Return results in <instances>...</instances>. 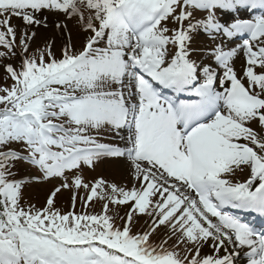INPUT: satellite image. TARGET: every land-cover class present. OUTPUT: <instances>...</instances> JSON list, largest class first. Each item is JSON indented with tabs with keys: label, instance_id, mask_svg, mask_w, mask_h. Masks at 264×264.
<instances>
[{
	"label": "snow or ice",
	"instance_id": "snow-or-ice-1",
	"mask_svg": "<svg viewBox=\"0 0 264 264\" xmlns=\"http://www.w3.org/2000/svg\"><path fill=\"white\" fill-rule=\"evenodd\" d=\"M45 10L63 15L59 55L55 40L28 55ZM202 34L219 42L194 48ZM11 57L0 65L12 82L0 87V264H264V228L225 210L264 218V0H0V59ZM105 158L126 159L130 187L85 182L82 169ZM51 180L43 206L21 203L25 181Z\"/></svg>",
	"mask_w": 264,
	"mask_h": 264
},
{
	"label": "rangeland",
	"instance_id": "rangeland-1",
	"mask_svg": "<svg viewBox=\"0 0 264 264\" xmlns=\"http://www.w3.org/2000/svg\"><path fill=\"white\" fill-rule=\"evenodd\" d=\"M81 7H82V11H84L85 16H87L88 10L83 5ZM40 16L42 19L44 17L47 18L48 27L45 28L43 26H40V27L34 26L30 29V31L35 32V37L30 41V48H29L28 55H31L33 52H36L37 49H39V48L45 47L46 43L50 40H55V45L53 47V51L56 52L57 55H59V50L62 46L63 40H62L61 35H60V30L55 27V22L57 21L58 18L63 20V15L60 13H57V12H50V11L45 10L40 14ZM12 23L13 24H21L22 22L19 19L14 18ZM67 30L71 32L72 42L77 46V48H79L83 43V33H82L80 27L78 26L77 20L75 18L67 20ZM66 37H67V32H65V38ZM218 42L219 41L213 42L212 40H209L208 38H206V36H204L202 34L197 40H195L193 42V47L194 48H199V47L210 48L211 46L214 45V43H218ZM17 51H19V48H17ZM210 59L211 58L209 57V60ZM206 62H208V61H206ZM7 63H13L14 65L18 64L19 63V57H11L10 59H0V65H4ZM234 63H235V67L239 68V70H240L241 64H239L238 61H234ZM11 83L12 82L10 79L7 78V74L4 71L3 67H0V87L10 86ZM120 161L121 160H118L117 164L120 165L121 164ZM99 165L101 166V164H99ZM100 166L97 169V173L103 174V175H106L105 173H108V176H110L112 179L119 181V179L115 176H112V174L110 172H103L104 166H101V167ZM87 169L88 168H86V170ZM29 170L30 169H28L26 167H20L19 168V176L20 177L25 176ZM118 173L122 178L123 172L118 171ZM236 174H238V172ZM69 175H71V173H69ZM82 176L84 177L85 173L82 174ZM85 179H86V177H85ZM85 182H87V181L85 180ZM25 184H26V186L23 189V198L24 199L22 200V203H25V202L32 203V204H35L37 207H41L44 205L46 198L49 195V191H51V189L54 185H58L59 181L58 180H51V181L46 182V183H34V182L28 181V182H25ZM81 190L84 191L82 188L79 190L80 196L83 195V194H80ZM71 195H72V192L69 190H62L60 193H58L57 196L55 197V201H56L57 206L61 207L63 210H66L67 204L70 206ZM61 201H64V203H66V205L62 206ZM78 207L79 208L81 207L79 200L77 202L76 209ZM118 210L123 211V207L119 208ZM143 229L144 228H142L141 230H143ZM161 231H163V230H161Z\"/></svg>",
	"mask_w": 264,
	"mask_h": 264
},
{
	"label": "bare ground",
	"instance_id": "bare-ground-1",
	"mask_svg": "<svg viewBox=\"0 0 264 264\" xmlns=\"http://www.w3.org/2000/svg\"><path fill=\"white\" fill-rule=\"evenodd\" d=\"M117 161H118V159H113V158L104 160L103 161V164H104L103 165L104 166L103 172H110L112 174V176L117 177L119 179V181L112 179L110 176H108V173H105L106 175L97 173L96 167H94V168H89L88 167V169L86 170L85 175H86L87 181L88 182H92L95 179L103 178L107 182L116 183L119 186H129L130 187V180H129V177H128L129 173H128L127 161H126V159L121 160L120 161L121 162L120 165L117 164ZM118 171H122L123 172L122 178L119 175ZM247 171H248V169H247ZM247 175H248V173H247ZM247 175H246V177H247ZM95 204L102 205V202L99 201V200L93 202V204L91 205V208H90V212H95V210H96L95 209ZM122 207H124V206H122ZM117 208H118L117 206L110 205V210L109 211L111 213H114V211ZM119 208H121V207H119ZM228 210L229 211H233L234 214L239 215V216H240V214H242L241 218L243 220L249 222V223H252L257 229L264 228V222L253 221V218L246 217L242 211L233 210V209H228ZM141 218H142L141 220L136 221V222L142 224L140 226L139 230L145 227V220L147 219V217H145V216H141ZM136 220H138V218H136ZM136 222H134L132 230L138 228L139 225ZM152 239L154 241H158L159 240V234L157 236L152 237ZM171 243H173V241H169V244H171ZM182 247L183 246H181V248ZM209 251H210V249L207 246L203 250L204 253H208ZM221 254H223V251H221ZM236 264H246V259H244L243 257H240V258L237 259Z\"/></svg>",
	"mask_w": 264,
	"mask_h": 264
}]
</instances>
